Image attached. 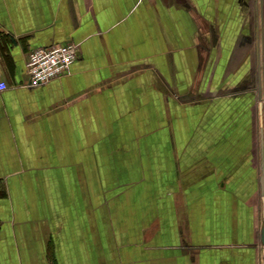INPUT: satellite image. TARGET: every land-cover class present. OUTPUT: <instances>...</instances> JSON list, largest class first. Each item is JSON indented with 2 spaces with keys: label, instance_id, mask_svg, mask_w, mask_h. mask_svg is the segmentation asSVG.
<instances>
[{
  "label": "crops",
  "instance_id": "obj_1",
  "mask_svg": "<svg viewBox=\"0 0 264 264\" xmlns=\"http://www.w3.org/2000/svg\"><path fill=\"white\" fill-rule=\"evenodd\" d=\"M0 79V264H264V0H0Z\"/></svg>",
  "mask_w": 264,
  "mask_h": 264
},
{
  "label": "built area",
  "instance_id": "obj_2",
  "mask_svg": "<svg viewBox=\"0 0 264 264\" xmlns=\"http://www.w3.org/2000/svg\"><path fill=\"white\" fill-rule=\"evenodd\" d=\"M78 55L79 47L74 42L32 49L27 59L28 84L37 87L68 74ZM7 87L6 81L0 79V92Z\"/></svg>",
  "mask_w": 264,
  "mask_h": 264
},
{
  "label": "water",
  "instance_id": "obj_3",
  "mask_svg": "<svg viewBox=\"0 0 264 264\" xmlns=\"http://www.w3.org/2000/svg\"><path fill=\"white\" fill-rule=\"evenodd\" d=\"M263 235H264V230H263Z\"/></svg>",
  "mask_w": 264,
  "mask_h": 264
}]
</instances>
